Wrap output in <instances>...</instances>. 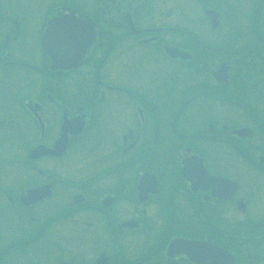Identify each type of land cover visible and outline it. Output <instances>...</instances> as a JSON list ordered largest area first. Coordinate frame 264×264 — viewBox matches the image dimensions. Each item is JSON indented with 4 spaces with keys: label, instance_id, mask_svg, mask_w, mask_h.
<instances>
[{
    "label": "flooded vegetation",
    "instance_id": "obj_1",
    "mask_svg": "<svg viewBox=\"0 0 264 264\" xmlns=\"http://www.w3.org/2000/svg\"><path fill=\"white\" fill-rule=\"evenodd\" d=\"M0 264H264V0H0Z\"/></svg>",
    "mask_w": 264,
    "mask_h": 264
},
{
    "label": "snow or ice",
    "instance_id": "obj_2",
    "mask_svg": "<svg viewBox=\"0 0 264 264\" xmlns=\"http://www.w3.org/2000/svg\"><path fill=\"white\" fill-rule=\"evenodd\" d=\"M60 39H61V42L65 43L66 45H72L78 40H82L83 35L82 33H78L75 30L68 28L64 31Z\"/></svg>",
    "mask_w": 264,
    "mask_h": 264
},
{
    "label": "rangeland",
    "instance_id": "obj_3",
    "mask_svg": "<svg viewBox=\"0 0 264 264\" xmlns=\"http://www.w3.org/2000/svg\"><path fill=\"white\" fill-rule=\"evenodd\" d=\"M189 18H187L186 20H188ZM195 27V26H194ZM117 79H121V80H127V81H132L134 79V77H132L130 75L129 72L127 71H120V75Z\"/></svg>",
    "mask_w": 264,
    "mask_h": 264
}]
</instances>
